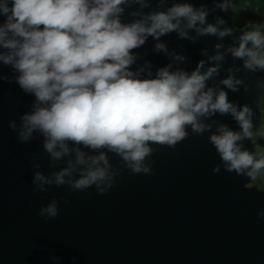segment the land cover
Returning a JSON list of instances; mask_svg holds the SVG:
<instances>
[{"label": "water", "instance_id": "obj_1", "mask_svg": "<svg viewBox=\"0 0 264 264\" xmlns=\"http://www.w3.org/2000/svg\"><path fill=\"white\" fill-rule=\"evenodd\" d=\"M6 2L10 7L11 0H0ZM146 2L149 6L144 8L133 0L121 5L120 22L132 23L150 12L187 3L207 11L205 24L198 22L196 28L212 24L230 32L223 37L199 35L193 28L185 29L190 38H181L178 31L159 39L147 36L132 50L134 60L128 70L133 78L155 79L162 68L190 75L200 61H204L201 73L218 65L205 90L225 91L238 111L249 107L251 135L237 144L258 161L251 137L261 121L257 102L264 73L260 67L246 68L248 57L232 54L247 34L233 25L228 14L237 0ZM5 19L0 14V25ZM185 24L182 20L181 28ZM158 43L166 50L158 51ZM247 47L253 48L252 43ZM8 51L0 46V53ZM217 55L223 58L210 59ZM18 75L0 61V264H264V188L250 185L253 176L247 171L251 169L244 174L228 171L210 140L220 125L242 131L230 113L198 117L209 127L197 133L186 126V137L174 146L150 144L152 152L143 161L148 173L132 172L121 156L106 148L92 150L71 141L69 153L55 160L45 151L39 131L27 141L20 137L21 118L33 111L36 101L20 88ZM229 76L240 81L236 91L222 83ZM77 149L85 158L106 154L112 186L105 183L104 193L95 185L77 190L68 183H54L53 173L68 167L69 161L75 164ZM83 167L77 165L65 179L79 178ZM37 172L53 183L34 181ZM53 201L57 215H41Z\"/></svg>", "mask_w": 264, "mask_h": 264}, {"label": "clouds", "instance_id": "obj_2", "mask_svg": "<svg viewBox=\"0 0 264 264\" xmlns=\"http://www.w3.org/2000/svg\"><path fill=\"white\" fill-rule=\"evenodd\" d=\"M128 2L11 0L10 7L7 2L0 4V14L6 17L0 25V46L9 50L7 54L0 53V61L19 73L16 82L36 101L33 111L21 118V139L27 141L34 131H39L44 136L45 151L55 160L69 153V141L92 150L106 148L121 156L132 172L148 173L150 169L143 161L152 152L150 144L174 146L186 137V126L197 133L209 127L200 123L198 117L230 113L242 131L220 125L218 134H212L210 140L228 171L244 174L251 169L247 175L254 176L264 168V159L254 160L237 144L251 135V110L245 105L238 111L223 90H205L206 81L217 72L218 65L201 73L204 61H200L190 75L162 68L157 78L144 80L133 78L128 70L134 60L132 50L143 45L147 36L159 39L178 31L181 38H190L185 29L196 28L198 22L205 24L207 11L187 3L173 4L167 11L150 12L142 19L122 24L121 5ZM133 2L141 8L149 6L146 0ZM182 20L186 21L184 28ZM196 31L199 35L221 37L230 32L219 31L212 24ZM249 42L253 48L247 47ZM262 44L264 37L251 32L231 51L237 58L248 57L246 68L264 69V57L254 50ZM156 49L166 50L162 43ZM222 58L210 57L217 61ZM222 83L236 91L240 81L229 76ZM77 165L85 166L79 170V178L66 180ZM53 177L57 186L68 183L77 190L95 185L104 193L105 183L112 186L109 161L103 152L85 158L77 149L75 164L69 161L68 167L53 173ZM34 181L53 183L39 172ZM44 212L55 217L56 201L42 209L41 215Z\"/></svg>", "mask_w": 264, "mask_h": 264}, {"label": "trees", "instance_id": "obj_3", "mask_svg": "<svg viewBox=\"0 0 264 264\" xmlns=\"http://www.w3.org/2000/svg\"><path fill=\"white\" fill-rule=\"evenodd\" d=\"M228 14L236 28H244L247 33L259 32L264 37V0H237L235 6L228 9ZM256 52L258 56L264 57V44L256 48ZM263 100L264 87L257 102L259 108ZM254 136L258 142L257 131L252 138Z\"/></svg>", "mask_w": 264, "mask_h": 264}, {"label": "rangeland", "instance_id": "obj_4", "mask_svg": "<svg viewBox=\"0 0 264 264\" xmlns=\"http://www.w3.org/2000/svg\"><path fill=\"white\" fill-rule=\"evenodd\" d=\"M259 110L261 112V121H260V124H259V126H258V128L256 130L257 131V134L264 129V100L261 102ZM251 140L255 144V152H256L257 158H259L260 153H261L262 146H261V144H259V142H257V139H256L255 136L253 138L251 137ZM250 185L251 186H254V187L258 188V189H263L264 188V180H262L260 178L258 172H256L254 174L253 179H252Z\"/></svg>", "mask_w": 264, "mask_h": 264}, {"label": "built area", "instance_id": "obj_5", "mask_svg": "<svg viewBox=\"0 0 264 264\" xmlns=\"http://www.w3.org/2000/svg\"><path fill=\"white\" fill-rule=\"evenodd\" d=\"M257 136H258V137H257V138H258V142H259V144H261V146H262V148H261V153H260V156H259V158H258V161H259V160L264 159V129H263L261 132H259V133L257 134ZM257 172H258L260 178H261L262 180H264V168H261V169L257 170Z\"/></svg>", "mask_w": 264, "mask_h": 264}]
</instances>
